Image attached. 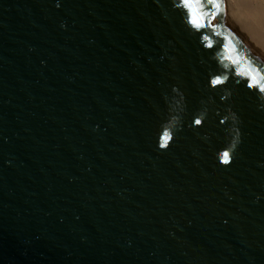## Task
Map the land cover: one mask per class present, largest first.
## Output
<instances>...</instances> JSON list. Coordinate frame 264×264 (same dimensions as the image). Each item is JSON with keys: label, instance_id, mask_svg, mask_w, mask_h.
<instances>
[{"label": "water", "instance_id": "1", "mask_svg": "<svg viewBox=\"0 0 264 264\" xmlns=\"http://www.w3.org/2000/svg\"><path fill=\"white\" fill-rule=\"evenodd\" d=\"M261 89L224 0H0V264H264Z\"/></svg>", "mask_w": 264, "mask_h": 264}, {"label": "bare ground", "instance_id": "2", "mask_svg": "<svg viewBox=\"0 0 264 264\" xmlns=\"http://www.w3.org/2000/svg\"><path fill=\"white\" fill-rule=\"evenodd\" d=\"M224 4L232 28L264 56V0H224Z\"/></svg>", "mask_w": 264, "mask_h": 264}, {"label": "snow or ice", "instance_id": "3", "mask_svg": "<svg viewBox=\"0 0 264 264\" xmlns=\"http://www.w3.org/2000/svg\"><path fill=\"white\" fill-rule=\"evenodd\" d=\"M185 3L188 4V0H185ZM193 23H196V21L193 20ZM212 83H213V84H218L219 81H218V80H213ZM250 87H251V85H250ZM261 91H264V89H261ZM196 123H197V124H200L201 121L197 120ZM223 155L226 157V156L228 155V153H224Z\"/></svg>", "mask_w": 264, "mask_h": 264}]
</instances>
